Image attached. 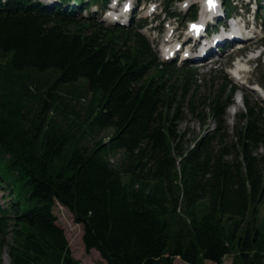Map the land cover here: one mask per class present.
I'll use <instances>...</instances> for the list:
<instances>
[{
  "label": "trees",
  "instance_id": "trees-1",
  "mask_svg": "<svg viewBox=\"0 0 264 264\" xmlns=\"http://www.w3.org/2000/svg\"><path fill=\"white\" fill-rule=\"evenodd\" d=\"M0 55V187L9 195L0 232H12L1 243L12 264L75 262L57 202L107 264H222L232 254L264 264L257 102L245 100L231 129L226 82L200 109L188 96L193 71L178 78L141 32L37 0H0ZM185 108L216 123L188 146ZM181 209L188 235L172 229Z\"/></svg>",
  "mask_w": 264,
  "mask_h": 264
},
{
  "label": "rangeland",
  "instance_id": "rangeland-1",
  "mask_svg": "<svg viewBox=\"0 0 264 264\" xmlns=\"http://www.w3.org/2000/svg\"><path fill=\"white\" fill-rule=\"evenodd\" d=\"M47 1V0H42ZM52 1V0H49ZM163 1L164 0H159ZM164 4V3H163ZM181 1L178 0L177 3H175V9H177V12H179V16L181 20L186 19L187 15L184 16L185 10H183L180 6ZM97 10L96 4H94L91 8L86 11L85 14H87L90 11ZM139 14L138 15H145L147 11V6L145 9L138 8ZM148 33V32H147ZM151 38H154L156 36V33H150ZM258 43V40H253L249 44L252 47H257L258 50L261 48V46H256ZM248 58V57H246ZM6 57L0 55V61L6 62ZM255 59H250L248 63L253 68V63ZM236 61H234V64L232 63L231 59H227L226 57H222L221 62L217 63L216 65H208L204 67H198L196 69V74L194 78V83L191 89L189 90L188 96H194L196 100L203 101L204 103L200 105V109L204 108L206 106V110H208V102H209V96L211 94H214L217 92L219 85L223 81V69L232 70L234 68ZM246 77L251 78L254 83H258L261 80V72L259 70L257 71H251L248 74L246 73ZM182 78V77H181ZM229 78L233 79L231 76V73H229ZM236 80V79H235ZM240 83V82H239ZM241 84V83H240ZM246 87V86H245ZM250 93L255 99L258 98L259 100H263V94L256 90L249 89L247 91ZM243 91H237L234 102L230 104V106L227 109V123L229 124V127L232 129L238 121V115L241 113L245 105L244 103H238L236 102V96H243ZM92 94H89L87 97L89 100L91 99ZM264 101V100H263ZM78 98L73 99V104H77V108H83L82 105H79ZM234 104H238V109L234 111L233 113H230V110L232 109V106ZM82 110V109H81ZM186 111V117L184 121L181 123L180 128L183 132V135H185V141L187 142V146L195 142L196 139H198L201 135H203L207 130H213L216 127V123L213 120H206L203 121L200 117H198L197 113L192 114V112L185 108ZM110 134V132H104L102 133L103 136H106ZM4 186H8L6 183ZM0 187V206H6L7 201L9 200L8 190H2ZM55 213L58 216V223L60 226H62L65 231L66 235L70 242V247L72 250V257L75 259V262L72 264H107L106 260L102 257L101 253L93 249L91 251H87L83 235H84V225L77 223L75 221L73 213L62 204L58 203L56 204L54 208ZM262 215L264 216V205H262ZM179 221H176V223L173 226V230L177 232V234H184L188 235L190 232V218L184 213V211L181 209L178 211ZM12 232L9 230L7 234H4V232H0V252L2 253V263L0 264H12L11 263V257L9 255V249L8 246L2 247V240L3 238H6L7 240L11 241ZM5 240V239H4ZM176 262L178 264H186L184 260H182L180 257L175 258ZM45 264H70L67 262V257L62 254L59 256H51L50 259L45 261ZM204 264H216L215 262L211 260H206ZM222 264H240V262L237 260L236 255H227L225 256Z\"/></svg>",
  "mask_w": 264,
  "mask_h": 264
},
{
  "label": "bare ground",
  "instance_id": "bare-ground-1",
  "mask_svg": "<svg viewBox=\"0 0 264 264\" xmlns=\"http://www.w3.org/2000/svg\"><path fill=\"white\" fill-rule=\"evenodd\" d=\"M243 63H238V65H237V67L235 68V73H237V71H241V69H242V67H243V65H242ZM239 73H241V72H239ZM238 109V104H236V105H234V106H232V109L230 110V113H233L234 111H236Z\"/></svg>",
  "mask_w": 264,
  "mask_h": 264
},
{
  "label": "snow or ice",
  "instance_id": "snow-or-ice-1",
  "mask_svg": "<svg viewBox=\"0 0 264 264\" xmlns=\"http://www.w3.org/2000/svg\"><path fill=\"white\" fill-rule=\"evenodd\" d=\"M209 3H210L212 6H214V5H215V0H209ZM194 27H196V26L194 25Z\"/></svg>",
  "mask_w": 264,
  "mask_h": 264
}]
</instances>
